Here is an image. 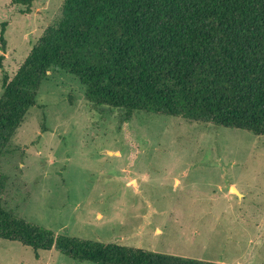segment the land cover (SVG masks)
I'll return each instance as SVG.
<instances>
[{
    "label": "rangeland",
    "instance_id": "1",
    "mask_svg": "<svg viewBox=\"0 0 264 264\" xmlns=\"http://www.w3.org/2000/svg\"><path fill=\"white\" fill-rule=\"evenodd\" d=\"M63 2L36 0L22 14L0 0V97L2 75L13 78ZM0 205L54 235L264 264V136L148 112L125 121L54 69L0 158ZM0 264L94 263L0 239Z\"/></svg>",
    "mask_w": 264,
    "mask_h": 264
},
{
    "label": "trees",
    "instance_id": "2",
    "mask_svg": "<svg viewBox=\"0 0 264 264\" xmlns=\"http://www.w3.org/2000/svg\"><path fill=\"white\" fill-rule=\"evenodd\" d=\"M35 1L11 4L29 14ZM54 69L125 121L148 112L264 136V0H64L13 78L2 75L0 158ZM0 239L94 264H221L54 235L1 205Z\"/></svg>",
    "mask_w": 264,
    "mask_h": 264
}]
</instances>
